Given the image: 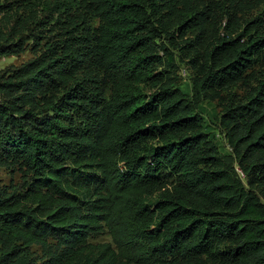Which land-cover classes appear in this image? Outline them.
I'll list each match as a JSON object with an SVG mask.
<instances>
[{"label": "trees", "instance_id": "16d2710c", "mask_svg": "<svg viewBox=\"0 0 264 264\" xmlns=\"http://www.w3.org/2000/svg\"><path fill=\"white\" fill-rule=\"evenodd\" d=\"M27 3L41 48L0 73V164L19 174L0 190V264H264V0Z\"/></svg>", "mask_w": 264, "mask_h": 264}, {"label": "rangeland", "instance_id": "374dc122", "mask_svg": "<svg viewBox=\"0 0 264 264\" xmlns=\"http://www.w3.org/2000/svg\"><path fill=\"white\" fill-rule=\"evenodd\" d=\"M25 4H28L27 0H0V33L7 34L10 32L14 26L15 20L20 17V19H22V23H24L22 27V37L25 41L24 47L20 51L15 53L0 54V73H5L9 69L16 67L30 59L36 54L39 48H41V41L36 40L35 37L38 33L42 32L41 27H43V24L39 22V19L43 18V13L40 12V7H37L36 9H29V7L24 6ZM262 11L263 6H260L258 12L261 13ZM221 30L222 28L220 31ZM174 70L178 77L179 84L183 89L188 91L195 102L198 111L203 114L205 119L208 121L211 130L215 133L220 146L221 154L227 161L235 166L237 173H239L241 176L242 174L236 166V160L232 156L231 148L227 144L225 130L217 122V116L219 115L220 107L216 106L215 101H208L202 96L195 94L191 86L193 72L184 62V60L178 57V54H176L175 57ZM235 90L240 92V89ZM208 117L211 119L208 120ZM18 180L19 174L14 168H11L5 164H0V190L9 186L10 184L18 182ZM158 194L159 192L151 193L148 197V201H155L158 197ZM259 194L261 195V192H259ZM261 198L264 201V197L261 196ZM92 240L96 242L109 241L110 237L107 233H102ZM30 250L33 251L34 254H40V250L37 246L33 245Z\"/></svg>", "mask_w": 264, "mask_h": 264}]
</instances>
